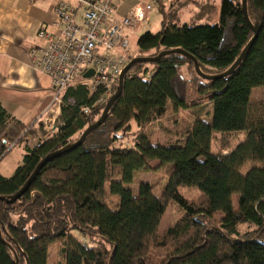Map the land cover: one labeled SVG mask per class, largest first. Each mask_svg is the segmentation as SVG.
<instances>
[{
  "label": "trees",
  "instance_id": "obj_1",
  "mask_svg": "<svg viewBox=\"0 0 264 264\" xmlns=\"http://www.w3.org/2000/svg\"><path fill=\"white\" fill-rule=\"evenodd\" d=\"M155 8L161 28L137 38L129 61L179 49L204 74L218 75L253 37L241 0H220L218 21L210 25H178L162 3ZM247 14L258 35L229 77L204 81L178 54L131 67L105 122L80 147L47 163L19 200L0 202V264L16 258L47 264L54 247L59 264H264V106L250 102L252 90L264 87V0H247ZM97 97L80 85L65 90L55 130L26 147L9 178L0 175V197L17 193L45 156L76 142L99 119L105 104L94 107ZM203 99L211 105L210 123L185 119L176 140L156 138L158 124L178 125ZM34 125L0 105V161L10 151L6 144L33 137ZM128 133L130 146L115 147ZM231 134L243 137L211 150L215 135ZM158 171L165 185L140 182L133 192L137 174ZM181 186L196 189L197 201L185 198ZM170 203L182 213L160 233Z\"/></svg>",
  "mask_w": 264,
  "mask_h": 264
},
{
  "label": "built area",
  "instance_id": "obj_2",
  "mask_svg": "<svg viewBox=\"0 0 264 264\" xmlns=\"http://www.w3.org/2000/svg\"><path fill=\"white\" fill-rule=\"evenodd\" d=\"M165 1L139 2L121 18L115 14L113 0L58 1L53 8V25L37 32L35 40L40 45L29 51L31 67L50 80L54 91L51 105L38 122L48 125L50 132L55 130V114L60 111L62 96L73 86H84L89 98L98 94L94 107L105 104L123 68L136 54L128 33L137 32L153 8ZM89 71L92 76L84 78ZM13 146L6 144L7 151Z\"/></svg>",
  "mask_w": 264,
  "mask_h": 264
},
{
  "label": "crops",
  "instance_id": "obj_3",
  "mask_svg": "<svg viewBox=\"0 0 264 264\" xmlns=\"http://www.w3.org/2000/svg\"><path fill=\"white\" fill-rule=\"evenodd\" d=\"M58 1L0 0V105L22 124H35L33 137L25 140L28 148L34 147L44 136L51 134L48 125L42 126L38 118L51 105L53 88L45 75L35 72L31 67L29 51L40 45L35 40L37 32L53 25V8ZM166 1L163 3L165 8L179 3V0ZM139 2L144 0H113V9L116 16L121 18ZM148 22L149 15L137 32L128 33L132 48H136V36ZM59 114L60 111L55 117Z\"/></svg>",
  "mask_w": 264,
  "mask_h": 264
},
{
  "label": "rangeland",
  "instance_id": "obj_4",
  "mask_svg": "<svg viewBox=\"0 0 264 264\" xmlns=\"http://www.w3.org/2000/svg\"><path fill=\"white\" fill-rule=\"evenodd\" d=\"M145 1V0H144ZM200 3V6H196L194 3H191L188 0H179L178 4L167 6L165 8L166 17L168 19L171 18L173 23H178V25L187 24L189 26H199V25H210L214 24L218 21L219 15V8H220V0H195ZM197 2V3H198ZM167 3V1H166ZM165 3V4H166ZM207 8L208 12H203L201 10L202 7ZM165 7V5H164ZM211 7H214L211 9ZM203 15H200V13ZM149 15V22L145 24L141 32L137 34L136 37H139L145 32L157 33L161 28L162 22V15L157 10V8H153V10L148 14ZM131 42V41H130ZM132 45V43H131ZM130 45V47H131ZM187 77V74L184 73ZM54 94V91H53ZM250 102L254 107H262L264 106V87L253 89L250 96ZM198 105L193 108L192 112H186L183 114L184 117L178 119V125L173 124L174 120H167L162 124H158L156 126L155 135L159 141H164L166 139L176 140L177 136H174L175 132L177 134L178 131H183L184 129V120H188L192 122L196 118L204 119L205 121L210 123V112L211 105L205 99L199 100ZM101 106V105H100ZM173 122V123H172ZM133 130V129H132ZM134 131V130H133ZM166 132H169L168 134ZM171 132V133H170ZM131 133H128L124 140L116 142L114 145L115 147H128L132 141ZM243 137L242 134H231L227 135L223 138L220 135H215L213 140L211 141V150L214 152H218L220 150V146L224 145L226 147L231 148L234 146L239 140ZM122 138V137H120ZM26 150V143L25 141L22 143H18L14 145L8 154L2 159L0 162V174L5 177L9 178L16 167L22 164V158L25 154ZM224 151L223 153H226ZM140 182L143 183H157L159 184L160 188L162 185L166 184V178L163 174V171L158 172H141L136 175L135 181L132 184L133 192L136 193L138 184ZM180 191L182 195L191 200L192 202L197 201L199 194L196 189L180 187ZM157 192V191H156ZM110 202H115V199H111ZM182 211L175 205L169 204L162 220L158 227V232H164L173 222L181 215ZM220 214L217 215V218H220ZM240 230L247 229L246 226H240ZM76 238H79L77 233H73ZM85 243V240L82 241ZM47 264H59V254H58V247L52 248L49 253L48 263Z\"/></svg>",
  "mask_w": 264,
  "mask_h": 264
},
{
  "label": "water",
  "instance_id": "obj_5",
  "mask_svg": "<svg viewBox=\"0 0 264 264\" xmlns=\"http://www.w3.org/2000/svg\"><path fill=\"white\" fill-rule=\"evenodd\" d=\"M241 12H242L243 19H244L246 25L248 26V28L253 33V37L247 43V45L244 47V49L241 51V53H240L239 57L237 58V60L233 63V65L227 71H225V72H223L221 74H218V75H206L200 70L197 61L192 56L186 54L185 52H183V51H181L179 49L161 52L160 54H158L154 58H134V59H132L123 68V70H122V72H121V74L119 76V80H118V84H117L116 90H115L114 94L105 103L104 109H103L99 119L95 123H93L90 126H88L82 132L81 136L79 137V139L76 142H74L72 144H69V145L63 147L62 149H60V150H58L56 152L50 153L47 156H45L41 160V162L36 166L34 172L31 174V176L28 178V180L25 182V184L22 186V188L17 193H15L12 196L0 197V202H3V203L8 204V205H11V204L15 203L17 200H19L23 196V194L28 190V188L30 187L32 181L38 175L40 170L47 163H49L50 161H52L54 159H57V158L65 155V154L77 149L78 147H80L84 143L86 138L94 130L99 128L105 122L109 111L111 110V108L113 107L114 103L116 102V100L121 95L122 85H123V80H124L125 75L131 69V67H133L134 65L139 64V63H154V62H157L162 57H165V56H168V55H172V54H178V55H181V56L185 57L187 60H189L190 62L193 63L194 71H195L196 75L199 78H201L202 80H204V81H216V80H220V79H224L226 77H229L235 71V69L239 66V64L242 62V60L247 56L250 48L252 47V45H253V43L256 40L257 35H258V29L251 24V22L249 21V18H248V14H247V0H241ZM91 76H92V71H89V72H87L84 75V78H89ZM17 262H18V260L16 258L15 259V264H17ZM26 263H27V261H26Z\"/></svg>",
  "mask_w": 264,
  "mask_h": 264
}]
</instances>
